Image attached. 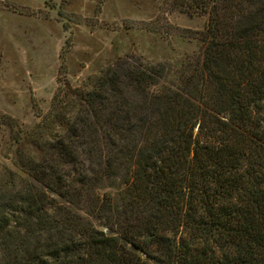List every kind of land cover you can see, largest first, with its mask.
I'll list each match as a JSON object with an SVG mask.
<instances>
[{
    "label": "trees",
    "instance_id": "trees-1",
    "mask_svg": "<svg viewBox=\"0 0 264 264\" xmlns=\"http://www.w3.org/2000/svg\"><path fill=\"white\" fill-rule=\"evenodd\" d=\"M192 1L199 67L169 82L121 60L52 114L70 136L30 173L40 189L0 193V264H264V0Z\"/></svg>",
    "mask_w": 264,
    "mask_h": 264
},
{
    "label": "rangeland",
    "instance_id": "rangeland-1",
    "mask_svg": "<svg viewBox=\"0 0 264 264\" xmlns=\"http://www.w3.org/2000/svg\"><path fill=\"white\" fill-rule=\"evenodd\" d=\"M207 22L208 13L192 0H0V193L40 189L30 173L70 136L52 116L73 115L76 93L91 92L118 61L162 64L169 82L199 67ZM56 102L62 104L54 111ZM80 155L82 166H90ZM117 185L118 179L103 180L97 192ZM45 192L54 206L67 205ZM79 212L100 225L96 210L80 204Z\"/></svg>",
    "mask_w": 264,
    "mask_h": 264
}]
</instances>
